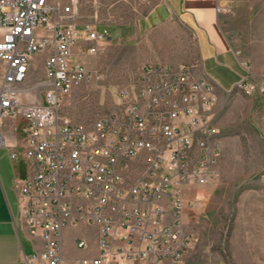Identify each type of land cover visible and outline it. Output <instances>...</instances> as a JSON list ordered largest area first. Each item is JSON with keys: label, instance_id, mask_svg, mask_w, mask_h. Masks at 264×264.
Instances as JSON below:
<instances>
[{"label": "built area", "instance_id": "obj_1", "mask_svg": "<svg viewBox=\"0 0 264 264\" xmlns=\"http://www.w3.org/2000/svg\"><path fill=\"white\" fill-rule=\"evenodd\" d=\"M80 4L0 0V147L27 163L16 180L21 213L31 236L43 239L19 264L184 263L199 240L185 210L201 206L186 190L207 184L222 155L215 86L196 65H146L137 84L121 88L116 110L91 125L73 123L63 99L94 78L74 49L101 54L110 38L108 27L78 23ZM38 54L44 75L28 83ZM237 85L252 91L248 76ZM69 225L100 227L97 255L65 260Z\"/></svg>", "mask_w": 264, "mask_h": 264}, {"label": "rangeland", "instance_id": "obj_2", "mask_svg": "<svg viewBox=\"0 0 264 264\" xmlns=\"http://www.w3.org/2000/svg\"><path fill=\"white\" fill-rule=\"evenodd\" d=\"M85 1L81 0L83 19ZM156 1H120L114 19L136 21ZM221 6L226 32L235 49L241 51L240 58L249 64L247 76L252 91L247 93L238 85L229 93L217 90L216 124L222 138V155L207 184H192L186 190L187 200L198 198L201 202L189 213L188 224L199 236L194 250L226 264H264V92L260 89L264 82V0H221ZM138 41L114 42L101 54L78 57L94 78L91 83L77 85L63 99L62 112L73 123L91 125L116 110L121 88L137 84L146 65L191 66L198 61L191 35L185 40L189 60L182 63L151 60ZM176 42L177 37H165L162 44L172 48ZM44 58L43 54L34 58L28 83L44 75ZM3 148L9 156L0 154V161L11 166L10 150Z\"/></svg>", "mask_w": 264, "mask_h": 264}, {"label": "crops", "instance_id": "obj_3", "mask_svg": "<svg viewBox=\"0 0 264 264\" xmlns=\"http://www.w3.org/2000/svg\"><path fill=\"white\" fill-rule=\"evenodd\" d=\"M120 1H124L123 4L137 2V0H117L116 2L86 0L83 9L85 19L80 18L81 4L79 6L78 23L80 25L91 22L98 28H109L110 38L106 43V49L114 42L141 39L137 43L140 42V48L148 53L151 60L182 63L189 60L185 40L191 35L198 52L195 69L211 80L216 91L229 93L247 76V71L236 55L232 39L222 23V12L217 11V7L221 6V0H157L136 21L129 22L114 19L113 14ZM165 37H177V42L172 48L162 44ZM86 55L81 54L79 47L74 49V57L77 60L78 57ZM34 58L37 60L38 55ZM17 123L21 124L22 119L6 120V124L10 127ZM11 133L15 139L19 136L20 130L11 131ZM0 154L9 156L7 149L3 147H0ZM10 160L11 166H6L0 161V264H19L24 256H29L43 248V239L31 236L21 213L16 180L27 175V163L23 158ZM190 212L189 208L185 210L187 223ZM99 231L98 225L64 227L62 241L65 260L71 262L76 258L97 255ZM80 238L88 241V248L76 246V241ZM115 264L150 263L127 261ZM163 264L226 263L210 257L204 251L192 250L187 254L184 263Z\"/></svg>", "mask_w": 264, "mask_h": 264}, {"label": "bare ground", "instance_id": "obj_4", "mask_svg": "<svg viewBox=\"0 0 264 264\" xmlns=\"http://www.w3.org/2000/svg\"><path fill=\"white\" fill-rule=\"evenodd\" d=\"M247 93H251V90H245Z\"/></svg>", "mask_w": 264, "mask_h": 264}]
</instances>
